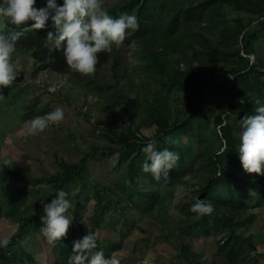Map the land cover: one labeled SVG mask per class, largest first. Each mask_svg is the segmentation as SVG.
Segmentation results:
<instances>
[{"label":"rangeland","instance_id":"obj_1","mask_svg":"<svg viewBox=\"0 0 264 264\" xmlns=\"http://www.w3.org/2000/svg\"><path fill=\"white\" fill-rule=\"evenodd\" d=\"M129 1L133 0H104V7L109 12ZM203 1L174 0L172 8L181 16L191 4L196 6ZM236 1L241 9L228 4L214 8L206 21L190 24L170 39L162 37L163 26L170 17L163 13L155 33L143 38L127 33L120 46H113L109 62L87 76L71 69L64 75L40 71L30 51L17 47L13 59L18 62V75L11 87L3 89L5 100L0 102V160L12 159L11 170L27 174L39 183L0 178V239L10 240L15 235V217H32L43 211L40 201L47 203L50 196L46 180L58 174L62 166L82 164L89 187L106 189L110 194L107 202H113L107 203L103 216L96 220L92 212L94 202L84 201L88 233H94L104 246L117 248L108 259L115 258L119 264H189L180 253L186 245L195 253V264H231L218 254V238H190L186 230L198 219L190 216L188 209L204 184L205 175L194 170L171 188H163L153 209L142 211L120 193L117 157L101 155L108 148H119L120 144L110 139L120 140L128 129L152 139L157 119L173 123L187 116L199 103V83L209 82L213 85L205 88L201 99L205 107L202 118L208 123L201 130L205 139L201 145L204 160L213 155L228 168L224 156L227 144L215 124L224 113L221 117L226 129L231 127L234 136L240 135L242 130L236 128L229 114L233 107L226 89L246 58L250 64L256 63V54L245 55L239 40L244 35L251 42L250 37L257 36L250 44L255 43L258 52L264 51V0ZM62 2L57 0L58 5ZM46 3L47 0H37L36 7H46ZM5 22L0 18V31ZM51 23L49 19L46 28L41 29L44 34L55 31ZM236 27L244 30L239 40L227 32ZM187 81L195 86L177 84ZM219 83L222 87H213ZM127 99L136 100L138 109L124 112L123 102ZM57 108L65 114L59 125H51L35 136L25 134V121ZM169 141L191 147L178 133ZM79 187L72 189L71 200ZM116 201L119 202L115 204ZM246 203L249 210L242 216L253 215L254 219L249 226L238 229L250 237L255 251L236 264H264V198ZM73 210L74 202L68 213L71 220ZM41 226L24 233L19 246L14 247L32 258V262L25 258L24 264H54Z\"/></svg>","mask_w":264,"mask_h":264},{"label":"trees","instance_id":"obj_2","mask_svg":"<svg viewBox=\"0 0 264 264\" xmlns=\"http://www.w3.org/2000/svg\"><path fill=\"white\" fill-rule=\"evenodd\" d=\"M173 3L174 0H133L123 6L113 8L109 13L116 18L125 12L130 15L135 14L139 18V29L135 31L127 30V33L132 32L133 38H143L148 34L155 33L163 13L167 12L170 17L163 26L162 37L170 39L182 28L187 29L190 24L206 21L214 13V8L228 4L241 9L236 0H205L196 6L191 4L185 13L180 16L178 11L174 12ZM242 29L236 27L227 32L239 40L244 33ZM18 30L16 26L6 21L2 31L12 33ZM46 36L47 34H44L41 30H32L17 42V47L30 51L32 59L38 65V70L64 75L70 68L67 66L61 52L53 51L50 54L49 50L44 47L43 39ZM248 39L243 35L239 41L245 55L256 54V63L250 64L249 59L246 58L245 62L240 65L237 64L239 68L236 75L229 82L226 89L230 94L229 97L233 107L232 112L229 114H231L230 116L233 118L236 128L241 130H243L240 123L242 118L246 115L256 114L257 100L264 103V51L258 52L255 49V43L254 45L250 44L258 39L257 36L250 37L251 42ZM230 56L235 57V54ZM111 57V52L100 53L96 69H101L109 62ZM160 68L163 70L162 67ZM208 83H199V103L189 111L187 116L173 123H168L163 118L157 119L155 121L157 129L152 139L141 137L136 132L128 129L127 135L122 136L120 140L110 139V142L119 143L120 147L117 149L108 148L102 151L101 156L117 157L121 174L119 179L120 193L129 204L142 211L153 209L163 188H171L174 184L191 175L194 170H198L202 176L205 175L203 176L205 182L198 190L188 209V214L192 217L197 216L198 219L186 230H189L190 238L193 235L218 238V254L229 263L236 264L246 260L250 251H255L250 237L239 231L238 228L244 229L252 223L253 215L246 218L242 215L247 214L249 210L246 200L263 201L264 176L249 175L244 171L238 154L239 136L233 135L231 127L226 129L228 127H226L221 117L225 115L224 113L220 114L215 126L220 130V138L227 144L224 156L228 168L226 169L218 158L213 155H209L207 160H204V146L201 145L204 144L205 139L201 130L208 123L203 121L202 118L205 107L201 99L205 88L213 85ZM177 84L190 88L195 86V83L191 81L177 82ZM213 87L219 88L222 85L219 83ZM137 109L136 100L127 99L123 102V111L126 113ZM177 133L182 136L183 140L186 139L190 143V148L187 149L181 147L178 143L169 141ZM153 141L156 142L159 150L167 148L178 152L181 157L178 165L169 171L168 177L162 176L158 181L152 177L151 173L142 172V165L148 157L144 147ZM205 161L207 162L205 163ZM86 176V169L82 164L65 165L62 166V170L58 174L45 181L50 186V196L47 203L55 198L57 191L60 189L66 191L68 199L74 202L72 224L69 226L66 236L55 244L50 243L54 264H68V259L72 255L73 241L88 234V224H86L83 217L87 209L85 203H88L89 200L94 202L92 212L96 220L101 219L103 212L109 206L108 204L113 205V202H107L110 199L107 190L97 185L90 188ZM0 178L15 179L28 182L31 185L39 183V180L9 168L0 170ZM78 186H80L79 191L71 200L72 189ZM90 193L93 194L92 198L89 197ZM198 199L210 201L214 205V213L199 216L191 212V206ZM117 202L119 201H116L115 204ZM41 215H43V211L32 217L14 218L17 230L9 240V246L0 248V264H24L25 258L28 260L27 262H32L31 257L23 256V254L14 250V247L19 246L24 233L39 229ZM97 243L98 248L96 250H103L105 258L109 257L111 251L117 250L114 246L110 248L104 246L98 238ZM180 253L189 264H195V253L190 251V247L182 246Z\"/></svg>","mask_w":264,"mask_h":264},{"label":"clouds","instance_id":"obj_3","mask_svg":"<svg viewBox=\"0 0 264 264\" xmlns=\"http://www.w3.org/2000/svg\"><path fill=\"white\" fill-rule=\"evenodd\" d=\"M37 0H0V18L16 26L18 31H0V102L5 100L3 89L13 85L18 75L17 42L32 30L45 29L51 19V27L44 38V47L51 54L61 52L67 66L82 75L96 71L99 54L111 52L113 46H120L127 30L139 29V18L135 14L122 13L113 17L104 7V0H47L46 7H36ZM242 102V101H241ZM255 115H246L240 121L242 132L239 135L238 154L244 171L251 175L264 176V103L257 100ZM65 119L62 108L25 121L26 135L35 136L45 132L51 125H59ZM148 154L142 165L143 173H151L155 180L168 177L180 161V154L167 148L159 150L155 141L147 144ZM12 159L0 160V170L12 168ZM43 215L40 217L41 232L49 243L61 241L67 234L72 220L69 209L72 202L63 189L57 191L50 203L40 201ZM215 211L210 201L198 199L191 206V212L199 216L212 215ZM8 239H0V248H7ZM98 248L97 237L88 233L73 241L72 255L68 264H119L115 258H105Z\"/></svg>","mask_w":264,"mask_h":264}]
</instances>
